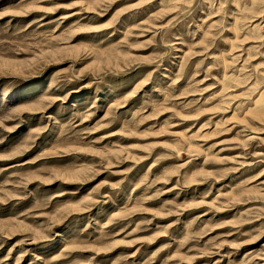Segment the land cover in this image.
<instances>
[{"label":"rangeland","instance_id":"374dc122","mask_svg":"<svg viewBox=\"0 0 264 264\" xmlns=\"http://www.w3.org/2000/svg\"><path fill=\"white\" fill-rule=\"evenodd\" d=\"M0 264H264V0H0Z\"/></svg>","mask_w":264,"mask_h":264}]
</instances>
